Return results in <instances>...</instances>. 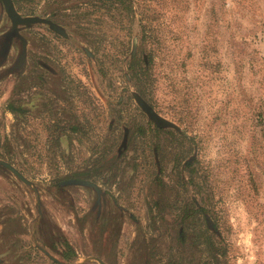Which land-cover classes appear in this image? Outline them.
<instances>
[{"label": "rangeland", "instance_id": "rangeland-1", "mask_svg": "<svg viewBox=\"0 0 264 264\" xmlns=\"http://www.w3.org/2000/svg\"><path fill=\"white\" fill-rule=\"evenodd\" d=\"M38 1L20 12L67 34L20 26L0 58V159L30 181L1 167L0 264H205L194 228L208 215L194 207L221 217V232L209 228L228 264H264V0H184L168 13L155 68L163 112L153 108L179 129L146 133L158 157L129 78L145 46L139 19L103 0ZM11 28L0 0V50ZM24 41L32 64L13 73ZM80 171L95 185L56 184Z\"/></svg>", "mask_w": 264, "mask_h": 264}, {"label": "trees", "instance_id": "trees-1", "mask_svg": "<svg viewBox=\"0 0 264 264\" xmlns=\"http://www.w3.org/2000/svg\"><path fill=\"white\" fill-rule=\"evenodd\" d=\"M32 5L29 7H24L22 5V1L14 0L19 11L25 10L29 13H32L35 9L34 4L37 3L38 0H29ZM102 5L104 7H108V9L114 8V6L120 5L122 7V11L125 12V18H127L128 23L134 21L136 18L139 19L140 26L142 29V40L145 43L144 47H141L140 51L133 55V59L129 63L130 70V79L133 81L136 90L139 92L141 96H143L146 101L151 104L152 107L159 108L161 112L162 106L160 103V99L157 95L158 86L161 83V78L155 73L156 68V57L158 53V46L164 45V43L168 40L166 33V29L168 27V23L166 18L168 17V13L171 12H180L183 10V2L184 0H103ZM39 2V1H38ZM74 8H78L75 6ZM53 16L56 17V14L53 13ZM124 19V16H122ZM123 19L121 21H123ZM126 29L131 30V26L126 25ZM127 54V51H126ZM166 114L167 111H166ZM173 118L177 119L179 122L184 123L183 117H178L173 115ZM147 125V124H146ZM149 125V124H148ZM154 133H169L170 135H174L173 131H167L165 128L160 127L159 125L154 126V128H150L149 130H144L143 133L147 132ZM148 134V133H147ZM146 134V135H147ZM148 139L146 141L147 147L145 149L153 150V147L156 146L157 150L160 151V142L156 141L154 138H150L149 135L145 137ZM58 140V139H56ZM181 160V159H180ZM190 166V164L188 163ZM195 168L191 167V182L195 184L194 172ZM78 176L86 177L91 179L92 173L90 171H80L77 172ZM191 203L196 204L193 200ZM193 211L199 213L201 215V211L207 214V221L209 225H213L212 227L215 230L220 231L224 228L223 223H221V217H218L213 210L208 207L196 209L192 208ZM186 216H188L189 211L184 209ZM205 216V215H204ZM211 222V224H210ZM214 222V223H213ZM205 225V223H204ZM205 225L204 229L202 227L201 231H196L195 236L197 241L201 242L202 245L205 246V251L207 253V259L205 264H228V254L223 245H218L215 243L213 235L210 233V226ZM221 232V231H220ZM187 237L186 231L179 233V238L185 240ZM202 237H204L202 239ZM201 238V240H199Z\"/></svg>", "mask_w": 264, "mask_h": 264}, {"label": "water", "instance_id": "water-1", "mask_svg": "<svg viewBox=\"0 0 264 264\" xmlns=\"http://www.w3.org/2000/svg\"><path fill=\"white\" fill-rule=\"evenodd\" d=\"M5 10L9 16V18L12 21V28L10 31L6 32L5 39L2 42V49L1 51L4 52V55L8 54L9 49L11 47L12 40L15 36H20V26H30L35 23H47L50 25L52 29L57 31L58 33L65 34L64 28L58 24L53 23L52 21L37 16V15H23L18 9L14 2V0H2ZM24 47H26V41H24ZM135 47V46H134ZM26 52V51H25ZM25 52H23L22 55V61L24 60ZM135 53V48L132 52V54ZM135 100L139 104V106L145 111V113L149 116V118L156 123V125H159L160 127L167 128V127H173L176 129H179V126L176 125L174 122L170 121L169 119L163 117L159 113H157L154 108L146 101V99L141 96L138 92L133 93ZM126 138V137H125ZM127 140V139H126ZM123 145H126V141L123 143ZM0 165H3L4 167L11 170L13 173H15L21 180H23L26 183H30V181L12 164L1 160L0 159ZM68 184H80V185H90L94 186L95 183L88 181V180H68L66 181ZM101 264H106L102 260H99Z\"/></svg>", "mask_w": 264, "mask_h": 264}, {"label": "flooded vegetation", "instance_id": "flooded-vegetation-1", "mask_svg": "<svg viewBox=\"0 0 264 264\" xmlns=\"http://www.w3.org/2000/svg\"><path fill=\"white\" fill-rule=\"evenodd\" d=\"M18 9V8H17ZM55 13V12H54ZM56 14V13H55ZM40 17H43V18H46V19H48V20H50V21H52L53 23H55V24H58V25H60V26H62L61 24H59L55 19H52L51 17H44V16H40ZM63 27V26H62ZM64 28V33L65 34H67L66 33V31H65V27H63ZM61 34V33H60ZM15 39H21V37L20 36H15L14 38H13V40H12V43H11V47H10V49H9V52H8V54H6V56L4 55V52L3 51H1L0 50V58L2 57L3 59H8L9 58V55H10V52H11V49H12V46H13V43H14V40ZM26 51V52H25ZM23 52H25V56H24V62H28V65L29 64H32V62H31V60H32V55L29 53V51H28V44H26V47H24L23 48V51H22V53H20V56H19V58H17L16 59V61L15 62H13V65H11V67H9V70L11 71V72H16V71H19V69L21 68V65L23 64V61H22V55H23ZM8 57V58H7ZM33 61V60H32ZM26 62V63H27ZM39 64H40V67H42V68H44V69H48L49 67H48V65H47V62H44V61H41L40 60V62H39ZM128 135H130V130H129V134ZM179 135V134H178ZM157 151V148L155 149V152ZM118 153H119V155H121V151H118ZM156 154H157V157L159 156L158 155V151L156 152ZM1 160H4V159H1ZM4 161H6V162H8V163H10V164H12L14 167H15V165L12 163V162H9V161H7V160H4ZM1 167H3V168H5V169H8V168H6V167H4L3 165H0V170H1ZM17 168V167H16ZM4 169V170H5ZM24 176H25V174L19 169V168H17ZM9 170V169H8ZM11 171V170H10ZM78 173L76 172L75 174L73 173L71 176H67V177H65L64 179H61V180H59V181H56V184L58 185V186H67V185H72V184H68V183H66V181H68V180H73V179H77V180H88V181H91V182H93V183H95L92 179H89V178H86V177H80V176H78L77 175ZM16 175V174H15ZM74 185H76V184H74ZM183 231H185V229L184 228H181L180 230H179V233H181V232H183ZM99 260H101V259H99L98 258V261ZM103 261V260H102ZM100 262V261H99ZM103 262H105V261H103ZM106 263V262H105ZM107 264V263H106Z\"/></svg>", "mask_w": 264, "mask_h": 264}]
</instances>
